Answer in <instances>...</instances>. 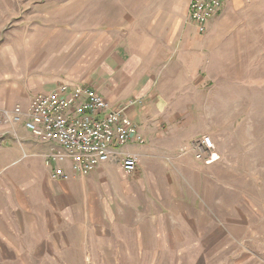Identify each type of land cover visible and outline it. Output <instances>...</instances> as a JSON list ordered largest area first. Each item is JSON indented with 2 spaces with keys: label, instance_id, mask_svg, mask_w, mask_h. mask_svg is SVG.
Masks as SVG:
<instances>
[{
  "label": "crops",
  "instance_id": "1",
  "mask_svg": "<svg viewBox=\"0 0 264 264\" xmlns=\"http://www.w3.org/2000/svg\"><path fill=\"white\" fill-rule=\"evenodd\" d=\"M74 1L79 6L72 14ZM73 2L0 0V111L17 105L27 109L35 97L61 85L85 86L114 108L137 102L128 116L147 143L160 140L168 134L164 128L175 125L168 104L175 99L170 94L182 93L179 78L197 77L204 62L190 20V0H164V9L155 7V19L151 0L126 7L123 0H112L108 16L103 0ZM7 29L14 30L13 36ZM134 147L140 146L132 143L127 151L148 158L157 152L152 145L144 152ZM54 150L62 152L57 145L37 141L23 124L0 122V264H59L73 254L86 260L101 241L113 237L168 236L164 215L152 218L149 207L130 221L106 218L108 202L97 196L110 194L127 204V196L137 189L96 181L112 174L113 165L86 178L53 181L45 156ZM55 167L70 169L67 161ZM108 228L112 235L104 238ZM170 228L177 237L175 226Z\"/></svg>",
  "mask_w": 264,
  "mask_h": 264
},
{
  "label": "rangeland",
  "instance_id": "2",
  "mask_svg": "<svg viewBox=\"0 0 264 264\" xmlns=\"http://www.w3.org/2000/svg\"><path fill=\"white\" fill-rule=\"evenodd\" d=\"M111 1L103 0L106 16ZM143 1L123 0L125 7ZM160 5L164 9V0H151L152 19ZM72 6L68 17L78 1ZM5 33L13 36L14 30ZM198 36L204 59L198 75L181 76L182 93L170 94L175 125L144 149L132 148L144 152L155 146L154 157L140 155L132 175L119 174L114 166L104 180L96 178L137 188L126 195L127 204L110 194L97 196L108 202L106 218L132 220L149 207L152 218L164 215L168 236L113 237L86 260L65 255L59 264H264V0H227L208 32ZM204 137L213 145V163L198 161L192 151ZM171 226L177 237L171 236ZM103 232L104 238L112 235L109 228Z\"/></svg>",
  "mask_w": 264,
  "mask_h": 264
},
{
  "label": "built area",
  "instance_id": "3",
  "mask_svg": "<svg viewBox=\"0 0 264 264\" xmlns=\"http://www.w3.org/2000/svg\"><path fill=\"white\" fill-rule=\"evenodd\" d=\"M227 0H190V20L199 35H205L210 22L219 15ZM138 103L132 101L114 108L97 91L85 86L61 85L55 91L35 97L29 107L17 105L0 111V122L25 128L42 144H53L62 152H50L45 164L53 181L86 178L105 165L119 166L126 175L137 171L140 154L130 153L134 143L146 145V139L128 116ZM200 162L213 163L215 152L206 137L192 144ZM59 161L69 163V171L55 167ZM55 167V168H54Z\"/></svg>",
  "mask_w": 264,
  "mask_h": 264
}]
</instances>
